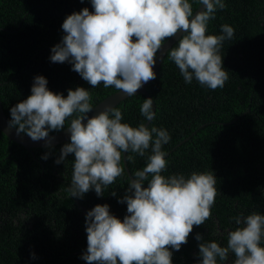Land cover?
<instances>
[{
	"label": "trees",
	"instance_id": "trees-1",
	"mask_svg": "<svg viewBox=\"0 0 264 264\" xmlns=\"http://www.w3.org/2000/svg\"><path fill=\"white\" fill-rule=\"evenodd\" d=\"M190 3L194 10L199 6L198 0ZM225 3L227 7L218 9L208 24V34H222L224 24L234 29V36L220 50L229 75L224 87L211 90L195 79L185 83L167 53L156 79L146 87L156 113L147 126L164 128L170 134V141L162 146L168 161L162 175L184 174L187 178L193 172L213 171L219 193L212 218L194 226L179 251L171 250L173 264H199L200 243L215 240L226 246L228 232L237 227L234 217L264 214V0ZM85 7L93 10L90 0H0V99L9 121L11 107L31 94L37 75L46 77L51 91L64 96L69 89H87L93 107L117 91L102 83L92 88L72 70L71 63L50 60L51 48L64 35L63 21ZM145 98L138 93L115 106L123 113L122 123L137 127L146 122L139 110ZM69 142L27 149L0 131V264H87L81 258L87 250L86 215L76 211L75 199L64 185L72 177L74 155L56 163L62 146ZM148 154L151 149L145 157L126 153L132 176L146 165ZM128 156L134 159L128 160ZM54 182L59 185L53 186ZM128 182L125 170L112 185L117 195L108 199L112 214L121 220L127 205L119 200ZM92 191L83 197L92 196ZM34 205H52L53 212L31 229L23 219ZM58 223L59 228L54 229ZM197 233L202 241L196 239ZM234 260L230 253L221 264Z\"/></svg>",
	"mask_w": 264,
	"mask_h": 264
},
{
	"label": "clouds",
	"instance_id": "clouds-1",
	"mask_svg": "<svg viewBox=\"0 0 264 264\" xmlns=\"http://www.w3.org/2000/svg\"><path fill=\"white\" fill-rule=\"evenodd\" d=\"M90 3L93 10L85 7L65 18L64 35L51 48L50 60L71 63L72 70L92 88L102 83L127 96L137 95L144 84L156 79L158 52L180 32L182 37L167 55L185 83L195 79L216 90L229 79L220 50L226 39H232L234 29L224 24L222 34H208L217 10L227 7L225 0H198L195 11L190 0ZM47 84L43 75L34 77L31 94L11 107L9 125L18 134L26 133L33 141L43 139L52 147L50 132L65 129L71 118L67 125L70 142L62 146L56 160L59 164L74 155L71 185L65 190L71 197L83 198L93 189L103 196L125 174L122 154L145 157L151 149L146 165L129 178L119 200L127 205L122 220L111 213L107 203L87 211V250L81 258L87 264H173L171 250L179 251L194 226L212 218L219 194L213 171L193 172L187 178L184 174L162 175L168 166L162 150L170 141L166 129L143 122L137 127L122 123V111L110 105L89 117L94 107L87 89H69L64 96ZM139 110L145 121L155 119L152 98H145ZM111 194L117 195L115 191ZM234 220L237 227L228 232L226 246L215 240L199 244V264H221L230 253L235 255L232 264H264V214H240ZM196 239L203 237L197 233Z\"/></svg>",
	"mask_w": 264,
	"mask_h": 264
},
{
	"label": "water",
	"instance_id": "water-1",
	"mask_svg": "<svg viewBox=\"0 0 264 264\" xmlns=\"http://www.w3.org/2000/svg\"><path fill=\"white\" fill-rule=\"evenodd\" d=\"M199 7V6H198ZM197 7V8H198ZM196 8V9H197ZM195 9V10H196ZM194 10V11H195ZM0 29H3L0 27ZM7 30V29H4ZM182 32L178 33L177 36L167 40L165 42V46L164 48H162L158 54H157V58H156V64L154 66V71L157 75L160 66L163 62V59L167 53V51L172 47V45L180 39V37L182 36ZM152 82L149 81L148 83L144 84L137 92L138 93H142L144 94L147 98H152L151 95L147 92L146 87ZM127 96L126 94L119 92L118 90L114 93H111L110 95L106 96L104 99H102L100 102H98L95 106L92 112H90L88 114L89 117L93 116V115H97L99 113V111L104 110V108L106 106H113L115 107L117 104H119L121 101H123L124 99H126ZM153 100V99H152ZM153 108L155 111V103L153 100ZM84 123H86V120L84 121ZM150 123V121H146L145 124L148 125ZM0 131L10 140L13 141L15 143H18L22 146H24L27 149L30 148H35V147H47L46 146V141L41 139L38 141H33L26 133H17L16 128L12 127L9 125V120L4 112L3 109V105L0 99ZM51 137H54L53 141H52V145H56V144H60L62 142L68 141L70 140V133L67 129V127H65V129L59 131V132H55L52 134H49ZM122 158H123V163H124V167L126 170L127 175L129 176V178L132 176L128 167H127V162H126V153L122 154Z\"/></svg>",
	"mask_w": 264,
	"mask_h": 264
},
{
	"label": "flooded vegetation",
	"instance_id": "flooded-vegetation-1",
	"mask_svg": "<svg viewBox=\"0 0 264 264\" xmlns=\"http://www.w3.org/2000/svg\"><path fill=\"white\" fill-rule=\"evenodd\" d=\"M71 178L72 177L68 178V182H64V185H68V187H69L71 185ZM58 182H54V183H52V185L57 186V185H59ZM61 189H59L58 191L60 193H63V191ZM124 189H126L125 186H124ZM112 192H113V190H112V185H111L109 189L105 190L103 196H97V194L95 193V190L93 189L92 196H90V197H87V196H85L83 198L73 197L75 199V209H76V211H78L81 214V216H85L87 211L92 209L95 205L107 203L110 206V211L112 213V207H111V204L109 203V200H108L112 196V194H111ZM45 197H46L47 201L51 200V197L49 195H46ZM52 212H53L52 205L50 207H46V208H39V207H36L34 205L32 207V209H30L28 212L24 213L25 218L23 220H26L27 222H29L30 228L34 229L35 228V222L40 221V220L43 221V220L47 219L48 217H50ZM65 216L67 217V219L69 221H71V218H69L67 215H65ZM58 228H59V223L55 226L54 229H58ZM62 232L63 231H57L55 233H62Z\"/></svg>",
	"mask_w": 264,
	"mask_h": 264
},
{
	"label": "bare ground",
	"instance_id": "bare-ground-1",
	"mask_svg": "<svg viewBox=\"0 0 264 264\" xmlns=\"http://www.w3.org/2000/svg\"><path fill=\"white\" fill-rule=\"evenodd\" d=\"M237 82V81H236ZM235 90V89H234Z\"/></svg>",
	"mask_w": 264,
	"mask_h": 264
}]
</instances>
